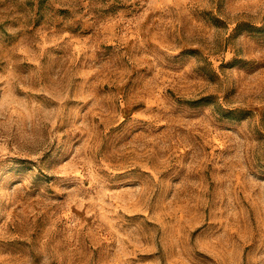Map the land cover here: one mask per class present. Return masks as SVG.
<instances>
[{
  "label": "rangeland",
  "instance_id": "374dc122",
  "mask_svg": "<svg viewBox=\"0 0 264 264\" xmlns=\"http://www.w3.org/2000/svg\"><path fill=\"white\" fill-rule=\"evenodd\" d=\"M0 264H264V0H0Z\"/></svg>",
  "mask_w": 264,
  "mask_h": 264
}]
</instances>
